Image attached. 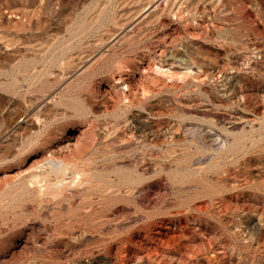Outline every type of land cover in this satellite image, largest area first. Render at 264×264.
<instances>
[{"label": "rangeland", "instance_id": "374dc122", "mask_svg": "<svg viewBox=\"0 0 264 264\" xmlns=\"http://www.w3.org/2000/svg\"><path fill=\"white\" fill-rule=\"evenodd\" d=\"M0 264H264V0H0Z\"/></svg>", "mask_w": 264, "mask_h": 264}]
</instances>
